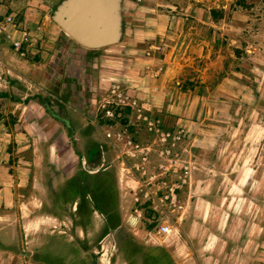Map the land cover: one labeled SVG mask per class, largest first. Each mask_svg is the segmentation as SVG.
Returning <instances> with one entry per match:
<instances>
[{
  "label": "rangeland",
  "instance_id": "obj_1",
  "mask_svg": "<svg viewBox=\"0 0 264 264\" xmlns=\"http://www.w3.org/2000/svg\"><path fill=\"white\" fill-rule=\"evenodd\" d=\"M8 1L34 43H0V264H264V0H121L100 49Z\"/></svg>",
  "mask_w": 264,
  "mask_h": 264
},
{
  "label": "water",
  "instance_id": "obj_2",
  "mask_svg": "<svg viewBox=\"0 0 264 264\" xmlns=\"http://www.w3.org/2000/svg\"><path fill=\"white\" fill-rule=\"evenodd\" d=\"M120 3L121 0H64L59 4L54 19L80 46L100 49L121 39Z\"/></svg>",
  "mask_w": 264,
  "mask_h": 264
},
{
  "label": "built area",
  "instance_id": "obj_3",
  "mask_svg": "<svg viewBox=\"0 0 264 264\" xmlns=\"http://www.w3.org/2000/svg\"><path fill=\"white\" fill-rule=\"evenodd\" d=\"M32 10V7H29L25 12L21 13L22 11L11 6L8 0H0V43L4 42L20 52L23 49L27 50L33 45L32 28L27 21L28 14H31ZM113 92L117 93L116 90H113ZM127 99L128 97L123 93L115 94L109 100L107 99L109 104L107 106L108 109L105 111L106 115L113 116L117 113V111H111V106L113 105L121 108L126 107L125 105L132 107L133 104L127 102ZM144 159H147V156ZM154 178L155 176H151L149 179L152 181ZM158 230L160 232H168L171 228L168 225H160Z\"/></svg>",
  "mask_w": 264,
  "mask_h": 264
},
{
  "label": "crops",
  "instance_id": "obj_4",
  "mask_svg": "<svg viewBox=\"0 0 264 264\" xmlns=\"http://www.w3.org/2000/svg\"><path fill=\"white\" fill-rule=\"evenodd\" d=\"M48 2H50V3H52V2H55L56 0H47ZM178 1V0H177ZM181 1H187L189 4H192L193 6L194 5H196L195 7H197V8H199V9H203L204 7L203 6H205L204 4H202L201 5V3L199 2V0H181ZM204 1V0H203ZM202 2V1H201ZM182 4H184V3H180V4H178L179 6L180 5H182ZM154 11H156L157 12V9L158 8H152ZM151 10V8H147V7H144V8H140V11H144V12H147V11H150ZM150 17H151V15H149ZM135 21V20H134ZM143 21H145V22H149V23H151V22H153V23H155L154 21H153V18H150V20H143ZM136 22H137V20H136ZM138 23V22H137ZM140 23H142L141 21H140ZM46 24H47V28H46V30L47 29H50V27H52V30H53V36L51 37V35L50 34H48L51 38H50V41H58V40H61V42H63V44H64V46L66 47L68 44V46H67V48H69L71 51H83V50H80L79 48H77L76 46H74V44H70L71 43V40L69 39V38H66V39H64L63 38V36H61L60 35V29H59V27L56 25V24H53L51 21H48L47 20V22H46ZM159 24L160 23H155V25L154 26H150V25H148L149 27H156V26H159ZM52 25V26H51ZM47 34V33H46ZM63 39V40H62ZM52 42V43H53ZM73 45V46H72Z\"/></svg>",
  "mask_w": 264,
  "mask_h": 264
},
{
  "label": "trees",
  "instance_id": "obj_5",
  "mask_svg": "<svg viewBox=\"0 0 264 264\" xmlns=\"http://www.w3.org/2000/svg\"><path fill=\"white\" fill-rule=\"evenodd\" d=\"M54 114V116H57L55 113H53Z\"/></svg>",
  "mask_w": 264,
  "mask_h": 264
}]
</instances>
